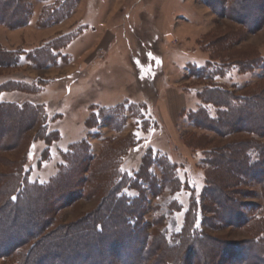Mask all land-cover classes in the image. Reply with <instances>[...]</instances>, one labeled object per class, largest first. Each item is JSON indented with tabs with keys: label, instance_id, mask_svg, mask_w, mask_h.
<instances>
[{
	"label": "rangeland",
	"instance_id": "obj_1",
	"mask_svg": "<svg viewBox=\"0 0 264 264\" xmlns=\"http://www.w3.org/2000/svg\"><path fill=\"white\" fill-rule=\"evenodd\" d=\"M244 1L233 7V19L228 12L234 0H26L29 14L21 17V26L0 24V51L19 59L13 66H0V105L31 108L42 117L29 126L17 148L0 151V173L14 178L22 169L30 183L47 185L65 171L71 180L64 182L74 193L66 203L57 202L49 230L96 213L118 179L136 180L146 168L143 218L151 234L180 232L195 203L196 227L211 238L244 243L259 235L264 241L258 232L264 230L261 180L243 178L240 183L245 191L238 196L244 205L240 209L249 218L256 212V221L248 226L222 224L218 218H224L226 208L202 197L208 181L226 182L221 169L205 163L210 151H226L238 141L264 144V135H226L189 118L202 108L217 115L202 97L214 86L236 95L264 88V0ZM237 11L244 12L241 20ZM248 59L260 65L243 72L241 64H231ZM10 126L7 133L13 135ZM82 143L86 151L79 149ZM150 153L175 166L177 191L164 185L154 161L144 167ZM252 158L257 160L255 152ZM152 183L156 189L148 188ZM124 192L138 195L128 187ZM215 198L223 203L226 197ZM42 211L39 207L37 214ZM246 247L243 261L264 264L263 254ZM197 250L201 258L207 253L199 245ZM133 252L139 255V249ZM130 257L118 260L128 264ZM0 264L14 260L0 257Z\"/></svg>",
	"mask_w": 264,
	"mask_h": 264
},
{
	"label": "trees",
	"instance_id": "obj_2",
	"mask_svg": "<svg viewBox=\"0 0 264 264\" xmlns=\"http://www.w3.org/2000/svg\"><path fill=\"white\" fill-rule=\"evenodd\" d=\"M242 3L245 1L234 0L230 8L232 10L228 12L230 18H236L231 15L235 14L233 7L235 9V5ZM27 7L26 0H0V24L11 28L21 26V17L29 14ZM242 13L244 12L237 11L239 20L243 18ZM260 21L262 22L256 20L255 24H260ZM18 61L16 55L11 56L0 51L1 67L13 66ZM234 63L241 64L239 66L243 72L253 71L256 65H260L259 62L249 59L247 63L231 62L233 65ZM261 67L264 70V61ZM219 90L214 86L202 96L204 104L213 105L217 109V115L211 116L206 108L191 112L189 118L193 124L213 129L216 126L220 133L226 135L242 131L264 135V88L257 93L245 92L241 95H236L228 89ZM14 116L20 119L15 122ZM37 118L38 122L42 119L41 115L31 108L20 110L18 105H0V151L17 148L26 130ZM9 126L14 130L13 135L7 133ZM86 147L85 143L79 145V149L83 151H86ZM253 152L256 153L257 160H253ZM149 155L144 167L148 160L154 161L153 163L161 168L164 185L173 192L177 191L180 181L175 166L168 158L152 153ZM205 163L221 169L222 175L226 177V182L216 178H213V182L207 180V186L202 193L203 200L210 197L219 209L226 208L224 218H218L220 222L232 227H244L256 221L254 209L250 218L240 209L244 205L238 196L245 192L240 187L243 178L259 179L264 185V144L254 141L234 142L226 151H210ZM22 174V169L14 172V178L12 174L0 173V257L13 259L14 264H46L48 258H53L54 261L51 260L47 264H121L118 256L124 254L132 256L128 259V264H213V260L218 258L220 261L217 264H226L224 262L227 260H241L247 253L246 246L249 248L251 245L264 255V241L259 239V235L244 243L219 242L197 228L195 203L189 208L185 226L180 232L172 236L165 232L151 234L143 218L146 212L144 187L149 180L146 168L140 170L135 176L136 180L125 176L120 181L118 179L104 196L96 213L84 216L75 224L59 225L51 230L49 227L53 224V211L57 202L66 203L65 200L74 193L69 191L72 186L64 182L71 179L69 176L64 177L63 171L58 175L59 180L56 178L47 185H41L30 183L25 174ZM58 181L62 183L56 184ZM155 185L148 184V188L156 189ZM126 187L137 190L138 195L131 198L132 196L124 192ZM217 195L226 197L223 203L215 198ZM39 207H42L43 211L37 214ZM202 208L211 211L204 203ZM202 221L205 224L204 218ZM31 229L34 231L30 232ZM261 229L258 232H261L263 237L264 230ZM51 241H54V246L50 249L48 244ZM198 245L207 252L202 258L199 253L196 254ZM136 249H139L138 256H134L133 251ZM238 264L258 263L242 259Z\"/></svg>",
	"mask_w": 264,
	"mask_h": 264
}]
</instances>
